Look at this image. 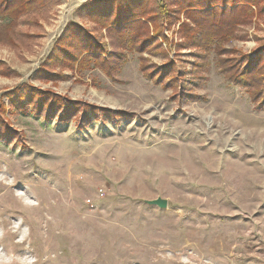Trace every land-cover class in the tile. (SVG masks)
I'll list each match as a JSON object with an SVG mask.
<instances>
[{"label":"rangeland","instance_id":"rangeland-1","mask_svg":"<svg viewBox=\"0 0 264 264\" xmlns=\"http://www.w3.org/2000/svg\"><path fill=\"white\" fill-rule=\"evenodd\" d=\"M175 1L45 0L0 19V264H264V107L218 63L264 75V0L235 5L251 17L219 54L201 53L197 32L187 46ZM87 3L156 41L117 46ZM70 25L118 57L112 75L82 33L70 48ZM24 88L98 113L60 120L26 95L13 108ZM156 198L168 207L143 203Z\"/></svg>","mask_w":264,"mask_h":264},{"label":"trees","instance_id":"trees-1","mask_svg":"<svg viewBox=\"0 0 264 264\" xmlns=\"http://www.w3.org/2000/svg\"><path fill=\"white\" fill-rule=\"evenodd\" d=\"M39 2L40 4H43L45 0H40ZM39 2L35 0H0V19H6V22H8V18L17 20L19 16L25 13L28 9L34 7L35 5H38ZM141 2L142 1H140L138 4L133 3V5H135L136 8H140ZM242 3L256 6L257 0H176L174 4V8L176 6V12L182 10L187 13V20L182 24L184 37L189 40L187 42V46L192 48V45L198 39L196 38L197 35H200L199 46H195L198 47L201 53L205 54L208 53L209 49L212 48L210 45L214 44L216 46L217 42H225L230 40V37H232L233 31L236 26L246 24L251 17V10L249 7L243 8V10H247L245 12V15L242 14L238 16L242 11L238 12L237 8H235V5ZM88 4L89 3L83 5L82 7V9L85 10L86 18L89 19L91 17V20H95V23L99 25V28H108L107 25H111L109 33L112 32L114 38L118 40L117 43L119 45L117 46L125 49L128 48V50L131 51L135 50L136 52L141 53L142 49L144 51L146 49V46H149L148 44L151 41H156V39L154 38L153 40L151 39L149 41L144 39V30H148V27L146 26L147 23L135 21V19H133L132 23L126 24L122 22H120L118 25L114 23H108L107 15H102L103 12H98L99 14L94 11L92 12L91 9H88V7H86ZM167 11L168 12H166L165 14L168 16L174 10H170L171 12H169V10ZM166 15V20H168V17ZM247 16H249V18ZM227 24L228 27H226ZM2 26H0V28ZM75 26L76 25L69 26V30H72V32H69L70 34H68L66 37H71L70 39H72L73 41L70 48L72 49L74 46V48L76 49L77 42L80 39L76 37V32L82 33L87 39L86 43H83L87 45L86 51L83 53H86L88 51L93 53L85 57L89 58L88 61H90L91 56H94L95 59H101L102 61H100V66L102 70H105L108 75H112L113 71L116 69V66H120L121 61L118 59V57L112 58V55H110L109 58L104 59V54H101L100 51L104 50L105 47H102L99 41L94 37H87L80 28H76ZM198 31H200V34L198 33ZM196 32L197 35L194 34ZM221 48L222 47L219 44V46H216L215 52L217 53L218 51L217 54H219L220 52H222ZM82 51H84L83 48ZM117 56L125 58V55L123 54H119ZM203 59L205 63L206 57ZM218 63L220 64L221 69L223 70V73L228 80H231L235 83H241L244 85V87L247 88V90L251 91V93L253 94V97L251 98L253 103L256 105L257 109L262 110V108L264 107V75H262L261 73L262 70H260L259 68L258 70H256V72H252L250 68H247L249 69V71H246L245 68L242 69L241 64H235V62H233L232 60L225 61L222 57L218 59ZM256 74L262 75L260 77H262L263 83L261 82L260 85H258V81L255 80ZM165 86H167V84ZM23 91L19 94L12 93L10 95V102L12 103L13 108H20L21 106L19 105L23 103L22 101L26 95V98H28V100L31 99V101H33V104L36 105V108L39 112L42 111V108L48 109L47 104L51 102V106L58 109L55 110L54 108H51L53 111H58L59 115L57 117L60 120L64 119L66 121H69L70 118L78 115V113L81 114V110H85L84 112L90 111L93 115L98 113V110L96 108L89 107L81 103H75L69 100L62 102L60 98H56L54 96H52L53 98L50 97L47 92H45L43 95H40V93L36 92L37 90H34V88H24ZM179 91H181V88ZM182 92L183 90L181 91V93L178 92L180 93V97L185 95V92ZM26 106L23 107L26 108ZM113 117H115V114H113ZM0 136L8 137V131L6 129L0 128Z\"/></svg>","mask_w":264,"mask_h":264},{"label":"water","instance_id":"water-1","mask_svg":"<svg viewBox=\"0 0 264 264\" xmlns=\"http://www.w3.org/2000/svg\"><path fill=\"white\" fill-rule=\"evenodd\" d=\"M144 204L149 206H155L159 209H166L168 207V202L162 198H156L154 200H145L143 201Z\"/></svg>","mask_w":264,"mask_h":264}]
</instances>
